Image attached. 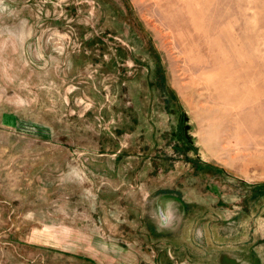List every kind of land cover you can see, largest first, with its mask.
<instances>
[{
	"label": "rangeland",
	"instance_id": "374dc122",
	"mask_svg": "<svg viewBox=\"0 0 264 264\" xmlns=\"http://www.w3.org/2000/svg\"><path fill=\"white\" fill-rule=\"evenodd\" d=\"M0 264H264V0H0Z\"/></svg>",
	"mask_w": 264,
	"mask_h": 264
}]
</instances>
